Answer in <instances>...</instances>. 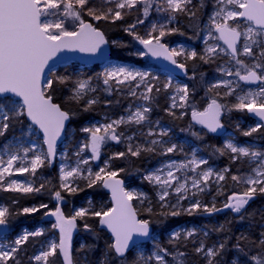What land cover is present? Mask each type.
Masks as SVG:
<instances>
[{
  "label": "snow or ice",
  "instance_id": "1",
  "mask_svg": "<svg viewBox=\"0 0 264 264\" xmlns=\"http://www.w3.org/2000/svg\"><path fill=\"white\" fill-rule=\"evenodd\" d=\"M112 0H104V4H110ZM155 4V11L166 13L167 17L163 23H152L151 29L147 36H140L133 30L136 28V23L129 25L125 31L144 46L146 51L139 52V55L151 54L153 57L163 56L164 59L171 62L176 68L182 70L185 74L188 72L186 63L178 62L175 57L185 56L186 59L195 60L198 53L195 50L185 52L183 48H169L167 44L162 43L163 38L171 33L178 32L175 27L169 28L177 14H184L190 18H195L197 12L208 7V0H200V3L194 4L193 0H115V7H104L103 4L97 6L92 3V0H0V137H3L15 123L20 122V118L26 116L30 119L32 125L38 126L40 132L43 133L44 143L47 145V151L41 154H36L30 161V166H21L15 168V173L23 174L30 173L35 176L38 168L45 165V161L51 162L56 157L57 141L65 131V124L75 113L63 110L61 105L53 102V93L56 88L54 81L60 84L66 83V78L55 77V69L49 66V61L53 56L61 50H79L80 52L96 53L100 51L101 46L108 44L105 38V33L92 23L85 22L82 18L84 13L92 17L96 21L112 22L123 20L128 13L125 9L137 11L142 10L144 18L150 15ZM138 6H140L138 8ZM212 11L209 14L208 39L223 41L226 48L220 47L219 44L208 45V39L204 41L206 48L205 54L199 56V59L205 63L209 62L214 55L217 54V49L231 57V60L238 66L235 72L228 70L225 72L227 76L239 78V81L246 84L259 83L264 85V0H213ZM56 17V19H51ZM71 20L74 24L78 23L76 30H69L66 27V22ZM137 23L143 24L144 19H138ZM213 29L217 36L213 37ZM243 38L242 49L238 47ZM253 45L259 49V54L253 51ZM240 56L253 57L259 62L246 64ZM48 69V74H45V69ZM243 69V74L241 73ZM261 69V71H258ZM151 78V79H150ZM192 78H195L193 71ZM152 73L149 71H141L128 66L116 65L111 69H106L103 73V85L109 86L105 91L111 93L110 82H115V86L130 84L136 82V87L144 85L145 94L143 99L149 101L152 99L151 93L154 85L152 84ZM232 81H220L209 87V91L214 88L223 86L227 89L223 95L225 97L232 96L240 84L232 86ZM166 88L172 87L171 80L165 85ZM88 80L78 81L74 87L71 100L77 103L84 101V111H89L93 105L98 103L95 97H85L89 92H95ZM131 91V95L135 96L136 92ZM160 89L157 88V92ZM175 96L171 97L172 103L167 109L169 114L175 116L171 111L176 107H191V118L197 124L202 125L211 133H216L219 129L224 128L221 122V116L225 112H231L233 109L237 111L246 110L259 118V123L250 130L244 131V136H252L253 133H261L264 129V86L259 88V91H247L244 95L237 96V102L229 107L227 104L220 103L216 98L211 99L210 103L203 111H199L195 107L193 99L195 88L190 89L188 84L177 86ZM18 97L19 101L11 99L8 95ZM216 95H220L217 93ZM177 97L180 101L177 104ZM190 101L192 103L190 104ZM108 103H111L108 101ZM151 112L150 107L137 108L134 112L130 111L127 118L121 117L110 123L85 127L82 130L90 133V142L84 147L88 148L92 153V159L99 160L102 147L108 141H115L117 144L121 142L123 133H117L116 129L123 124L140 125L148 120V113ZM183 115V113L181 114ZM167 130L160 132L161 136L167 135ZM149 135L154 133L149 132ZM198 135V134H197ZM128 141L132 137L127 138ZM151 145L159 143L157 140H152ZM226 147L232 154V160H238L240 157H249L252 161L259 160V163L252 169L251 175L238 176L232 175L233 181L242 182L246 185L244 191L239 194H233L229 199L230 202L224 204V208L231 209L237 214H241L240 218L244 219L247 213V206L253 201L257 193L264 195V152L250 150L249 147H239L232 142H227ZM33 149H25L27 155ZM141 151H155L154 147H143L127 144L126 152H116L111 159L124 158L130 154L133 157H139ZM166 153L176 151V145L173 144L167 147ZM79 156L80 153L78 152ZM19 159L17 154L9 156L6 167H0V190L11 193L31 194L39 193L44 184L39 187H34L32 183H26L17 179L5 180V177L14 175L13 166ZM3 158L0 157V164H3ZM82 164H88L87 159L80 161ZM191 164L199 167L201 164L207 163L206 160L196 161L193 159ZM168 171L162 177L160 174L163 169L149 173L146 179L158 186V198L161 203V208H167L168 211H162L160 215L178 217L182 213L193 215L202 210L204 213L212 214L219 212L222 209L217 208L213 203L201 204L199 200H194L186 208H181V200L188 199L185 195L188 191L187 181L178 182L179 177L175 175V171L182 168H187V164H169ZM60 189L67 193H76L78 187L73 184L77 178L87 180V186L92 187L97 182H100L104 188L111 189L112 199L115 206L108 210L91 211L81 208L75 211L74 215L66 216L60 207H56L54 211L46 213V215L55 217V223L52 224L53 229L59 230V242H51L47 250L41 251L31 259L40 261L42 264H49V258L60 254L62 264H80V260L74 258L72 247V234L77 228V219H83L88 215L99 217V224L106 226L114 237V242L107 245L103 254V258L99 264H129L128 253L131 246H139V241L134 240V237H148L152 221L149 219H138L137 211L132 205L134 199H146L144 194H138L134 191H129L124 186V180L117 179L121 172L125 169L121 168L118 171L110 170V165L105 162V167H101L99 171L93 173L90 169L87 170V176H84V170L79 165L70 170L65 168L60 169ZM230 171L225 169L223 172L213 173L211 169L204 171L199 179L192 180V188L199 192L205 191L208 187V181L213 175L218 181L226 179L224 172ZM201 184L204 187H201ZM175 185V187H174ZM172 190L178 195L175 204L167 203V198ZM82 190V189H81ZM196 195L195 192L192 193ZM54 197L57 201H62L64 197L61 191H55ZM91 203V202H89ZM40 208H47V205L41 204ZM39 211L36 207H24L23 214H31ZM146 211L151 214L152 208L149 206ZM14 214L10 212L8 207H0V227H8L10 225V217ZM85 229L90 230V226L85 223ZM195 230L188 231L187 237L194 235ZM43 230L39 229L34 232H26L22 237L16 239V246L27 242L30 236H41ZM207 236V233H205ZM180 233H173V239L179 240ZM241 239H245L241 237ZM255 251L245 248L237 243L234 247L236 255L228 260H224L222 254L226 250V244L220 243L218 246L213 245L206 247L201 242L194 249L195 253L205 259L206 264H264V233H261V238L258 242L252 241ZM186 247V245H185ZM85 246H81L80 251H84ZM18 247H11L9 250H0V264H21L18 258ZM161 252L163 254H161ZM165 256H171L174 264H187L188 253L177 249L176 252L169 253L167 249H161L154 255L156 264H168ZM220 257V260L216 258ZM85 261L87 257L85 256ZM152 257H140L131 262V264H149Z\"/></svg>",
  "mask_w": 264,
  "mask_h": 264
},
{
  "label": "trees",
  "instance_id": "2",
  "mask_svg": "<svg viewBox=\"0 0 264 264\" xmlns=\"http://www.w3.org/2000/svg\"><path fill=\"white\" fill-rule=\"evenodd\" d=\"M198 3H200V1H197L195 4ZM211 11V3L208 1V7L197 12L195 18H190L184 14L181 15L179 17L181 25L179 26V31L175 33V38L185 41L186 43L193 42L199 47L200 39L203 37L202 34L204 27L209 21L208 17ZM88 21L91 22L90 19L86 18L85 22ZM93 24L105 33L115 57L123 58L129 51H132L127 32L125 31V28L128 27L126 21L112 22L101 20L96 23L93 22ZM196 35H198L199 44L198 41H195ZM199 56L201 55H198L195 60H187L185 63L188 68L187 76L190 79L189 88H195L193 97L195 107L197 110L203 111L212 99L208 89L211 86V80L214 73L219 71L221 60L219 61V59L215 58L205 63L203 60L199 59ZM193 71H195L194 79L192 78ZM54 76L66 78V83L64 84L54 81V87L56 88L55 93H53L54 103L60 104L63 110L75 113V115L72 116V122L67 133V139L68 136L74 133V141L71 143V148L85 136H83L82 129L86 127V123L88 121H94L100 117V114H98L100 109L104 111L107 110L110 114L120 115L126 111L131 102L130 99H127L124 96H119L117 92L103 95L102 99L106 100L103 102L102 106H100V104H95L89 111H84V101L77 103L75 100H71L70 97L73 95L74 87L78 81L91 79V77L88 75L83 77L74 75L71 74L70 71L58 72L57 74H54ZM98 83L101 84V81ZM157 88L160 89L159 92H157ZM151 97L153 100L151 105L154 107V114L156 117L160 118L168 125H172L177 131H183L185 136L188 137L187 139L192 140L193 143L200 146L204 153L209 156L211 165H217L221 168L230 170L226 173V181L223 183L220 192L217 193L216 190H213L212 196H203L202 205L208 204L211 206L214 203L215 206L218 207L222 205L224 201L226 202L230 200L229 198L234 193H242L246 186L243 185L242 182L233 181L231 176L238 175L243 177L251 171L252 167L245 165L238 160L233 161L232 156H229L230 154L224 149L222 143L209 133L194 126L189 115L184 116L181 122L179 120L176 121L175 116L169 114L167 111V109H169V102L166 94L161 88L154 86ZM108 101L111 103H108ZM191 103L192 101H190V104ZM241 116L248 119L247 114ZM224 124L228 130L232 128L234 130L236 129L234 125L235 123L233 124L232 121L225 119ZM28 127L29 124L26 116L21 117L20 122L15 123L14 126L9 129L6 137H0V150L8 138L18 136L20 130H26ZM260 135L264 136V129L261 133L254 136L259 137ZM247 140L253 141L254 137L248 138ZM121 151L127 153V149ZM111 157L112 152L110 151L106 158L110 159V170L118 171L121 168L125 169L124 172H121L118 175L119 177L129 182L130 186L133 184L139 185L151 196L153 195L148 182L145 180V174L149 169L154 168L157 165L158 158L153 152L141 151L139 157H133L130 154L126 155L124 158L111 159ZM35 181V187H39L41 183L44 184V188H42L39 193L33 192L31 194H24L4 192L0 190V203L8 207L10 212L14 214L10 217L9 226L13 233L10 235L9 239H14L16 234L22 229V225L31 222V227L34 229L33 223L37 221L43 222L46 213L41 210L40 205H53L55 191H61L64 200L69 203V205L64 208V214L66 216L74 215L75 211L81 207L91 208L88 209L89 212L100 210L106 211L112 207L111 197L100 182H97L92 187H88L87 180H80L75 186L78 187L76 193L62 191L59 187L61 182L58 166L54 170H51L49 162L45 163L44 167L37 173ZM209 199H213L214 202H209ZM88 202L91 203L88 204ZM24 207H36L39 208V211L32 214H23L22 209ZM150 207L152 208L151 214L146 211L147 206H143L142 208L136 206L139 217L141 219H149L152 221L151 226L153 227L154 233L160 236L163 240V244L169 249V251L176 252L177 249H179L180 251L187 252V264H206V261L202 256L195 253V248L192 246L191 241H171L169 239L171 230L179 225L181 226L188 223L204 225L211 234V238L206 241L208 246L219 245L220 243L226 244V250L222 254L224 260H228L237 254L234 247L237 243L244 247L245 251H248L249 249L255 251L254 245L251 242H258L261 238V233H264V195L259 193H257L253 202L247 207V213L244 215V219L240 218L241 214L236 215L235 213H232L230 215L220 214L217 218H207V220L203 221L201 217L199 219L195 218L196 215L204 213L201 211H198L195 215L182 213L178 217H165L160 215V213L162 211H168V209H162L161 206L155 203L150 205ZM44 223L49 225L47 222ZM76 223L77 228L73 249L74 258L79 259L80 264H99V261L103 258L107 245L114 241L108 233L101 229L99 217L88 215L83 219L78 218ZM85 223L90 226V230L85 229ZM51 230L52 233L59 235L57 229ZM241 237H244L245 239H241ZM44 244H46V236L31 237L26 243H24L20 248V252L17 254L18 258L21 260V264H33V259L31 258L35 256L39 247ZM81 246H85L84 251H80ZM134 251L128 254L129 264L135 259H138V256H136ZM85 256L87 257V261L84 259ZM216 259L220 260L221 258L217 257ZM9 264H11V261ZM49 264H62L60 254L57 253L55 257L50 258Z\"/></svg>",
  "mask_w": 264,
  "mask_h": 264
},
{
  "label": "rangeland",
  "instance_id": "3",
  "mask_svg": "<svg viewBox=\"0 0 264 264\" xmlns=\"http://www.w3.org/2000/svg\"><path fill=\"white\" fill-rule=\"evenodd\" d=\"M197 1L199 2L200 0H193V3L195 4ZM208 1L211 4L213 2V0H208ZM92 3L96 4L97 6L103 4L104 7H113L114 8V6L111 5V3L110 4H104V0H92ZM139 7L140 6H138V8ZM123 11L127 12L128 14L125 15L123 20H118V21H124V22L126 21L127 26H129L133 23H136V28L133 31L136 34H138L140 36H145V37L147 36L149 30L151 29L152 23H163V22H165V19H166L165 16H157L156 15V13H158V12L155 11V4L153 7V10L150 12V15L147 18L143 17L142 10L137 11V9H132L129 11V10L125 9ZM181 15H183V14H177L176 19L171 24H169L168 27L169 28L175 27V28L179 29V26L181 25L179 17ZM82 18L84 20L86 18L90 19L92 24H93V22L94 23L98 22V21L94 20L92 17L87 16L86 13H84L82 15ZM51 19H56V17H52ZM138 19H144V23L143 24L137 23ZM109 21H111V20H109ZM91 22H89V23H91ZM209 26H210V24L208 21V23L204 27V31L202 34L203 37L200 39V44H199L198 35H196V37H195V41H198V44L200 45L199 47H197V45L194 44L193 42H191V43L187 42L186 43L185 41L178 40L177 38H175L176 32L171 33L169 35H166L163 38L162 43L167 44L170 49L176 48L177 50H179L180 48H183L186 53L190 52L192 50H195L198 53V55H204L205 54V48H206L204 41L206 39H208V28H209ZM66 27H68L69 30H76L78 28V23L74 24L71 20H68L66 22ZM217 35H218V33H215V31L213 29V37H215ZM127 36H128V40L131 44L132 51H129L123 58H117L112 54L113 61L106 64V65L94 66V67H83V66H80L78 64L66 65V66H63L59 69H56L54 74H57L58 72L70 71V73L74 74V75H79L82 77L86 76V75L90 76L91 79H84V80H88L90 82L91 87L95 88L96 91L95 92H89L88 95L85 97V100H86L89 97H95L98 99L97 94L99 92H102V91L109 94L108 91H105V88H107L109 86L103 85V73L105 72L106 69H111L113 66L121 65V66H128V67H131V68H134L137 70H141V71H149L152 73V77H154V79H152V84L156 87L161 88L164 91V93L167 96V100L169 101V103L171 105V103H172L171 97L177 95L176 91H175L176 87L182 86L184 84H188V86H189V82H190L189 77L187 76L186 78H177L174 75L163 72L156 64H154L152 62V59H151L149 54L148 55H139L138 54L139 52L146 51V49H144V46L139 44V42L134 38V36L130 35L128 32H127ZM216 44H219L220 47H223V48L227 47L226 45H224V43L222 41H217L214 38L208 39V45H216ZM242 44H243V38H242V43L240 45L241 49H242ZM253 51L257 54V57H258L259 49L255 45H253ZM175 58L177 59L178 62H184V63L187 60H191V59H186L185 56H180V57H175ZM215 58L219 59V61L221 60V66L219 68V71L214 73L212 80H211V82H212L211 85L219 83L220 81L227 80V81L233 82V84H232L233 87H235V85L237 83L240 84V87L236 89V91L233 93L232 96H227V97H225L223 95V93L227 90L223 86H221L220 88H214L210 91L212 99L216 98L218 100V102L227 104L229 107H231L232 104L237 102V96L244 95L249 90L259 91V88L264 86V85L247 86L242 81H239V78L236 77L235 75L227 76L225 74L226 71L231 70V71L235 72V70L238 66L235 64L234 61L231 60L230 56L225 55L224 53L220 52L219 49H217V54L212 57V59H215ZM240 59H243L246 64H252L253 62H259L258 59H256L254 61L253 57L240 56ZM129 60H132V61H129ZM258 71H261V69H258ZM241 73L243 74V69H241ZM169 80H171L172 87L166 88L165 85L168 83ZM100 81H101V84L98 83ZM110 84L112 86L110 94L118 92L119 96H124L125 98L131 100V102H130L131 104L128 106L126 115H124L122 117L127 118L130 114V111L134 112L137 108H142V107H150L151 108V112L148 113V120H146L144 123H142L140 125H136L135 123L123 124V125H120L119 127H117V129H116L117 133H123V136L121 137V139H123V142H125L126 146L128 143H131L134 147L136 145H141L143 147H154L155 148V151H151V152H153L158 158L157 165L154 168H152L151 170H149L147 172V175L149 173L156 172L157 170L163 169V171L160 173L163 177L164 175H166L167 171L169 170L167 165H169V164H175V165L187 164L188 165L187 168H182L179 171H175L174 168L172 169L175 172V175L180 178V180L178 182H184L185 180L187 181L188 191L184 194L188 196V199L181 200V204H180L181 208L188 207L189 204L191 202H193L194 200H199L202 204L203 203L202 197L203 196H208V197L212 196L213 190H216L217 193L220 192V189L223 187V183L226 181V179L223 181H218L216 179L215 175H213V177L209 179L208 187L205 189V191L199 192L197 189L192 188V186H191L192 180L193 179H199L204 171L211 169L213 171V173H219V172H223L226 168H221L217 165H211L209 156L206 155V153H204L203 149L200 146L193 143L192 140L187 139L188 137L185 136L183 131H177L172 125H168L167 123L163 122L160 118H158L156 116H155L156 118H155L154 122L151 120L150 117L154 113V111H153L154 107H152V105H151L153 100L151 99L149 101H145L143 99V95L145 94V89H144L143 84L140 85V87H136V82H131L130 84H125V85H120V86H115L114 81L110 82ZM123 88L127 91V93H123V90H124ZM130 89L132 91L136 92L135 96L131 95ZM153 89H154V87H153ZM217 93H219L220 95H216ZM14 100H17V99H14ZM17 101H19V100H17ZM99 102L100 101L98 99V103ZM176 102L179 105L180 101H179L178 97H177ZM191 110H192L191 107L181 108L179 106L174 108V109H171V111L174 112L175 115L179 116L180 122L182 121L181 118H184V116H187V115L190 116V119L192 121ZM182 113H183V115H181ZM243 114H247V116H248V112L246 110L237 111V110L233 109L231 112H225L224 115H222L223 124H224V120L227 119L228 121H232L233 124L235 123L234 125H235L236 129L234 130L232 128V129L228 130V133L221 138H215L214 137L215 139L219 140L222 143V145L224 146V149L227 151L228 154H230L229 156H233L235 154H232L230 152V150L227 149V147H226L227 142H232L239 147H249L250 150H253V151L264 152V143H263L264 136L263 135H260L259 137L254 136V135H258L259 133H253L252 136H244L243 135L244 131L250 130V128L255 127L256 124L259 123L258 121L251 119L249 116H248V119L242 117L241 115H243ZM105 118H106V116H105ZM120 118H118V119H120ZM106 119L111 120V122L115 120L114 118H111V117H107ZM101 125H104V123L102 124L100 121L94 120L93 122L88 123L86 125V127H94V126H101ZM125 125L127 127H129L128 130H125V131L119 130L122 126H125ZM198 129L202 130L201 128H198ZM162 130H167L168 134L165 136H161L160 132ZM262 130L263 129H261V131ZM149 132L154 133V135H149ZM82 133H83V136L84 135L85 136L82 138L81 141H79L72 148H71V143L74 141V133H72L70 136H68V139L66 137L63 145H61V147L59 148L58 171H59L60 176L62 175V173L60 171L61 168H65V170H70L71 168H75V167H77V165H79L80 168L82 170H84V176H87V170L88 169H90L93 173H95V172L99 171V169L101 167H105V162H107L111 166L110 159H106V152L111 151L112 156H113V154H114L113 149L114 150L116 149L115 146L117 145V143L115 141H108L104 146L105 150L101 152L100 159L94 160V159H92V153L90 150V146L88 148L84 147L85 144H89V142H90V133L84 132V131H82ZM6 135H7V133L4 136L6 137ZM130 136L132 137V140L128 141L127 138ZM253 137H254L253 141L247 140L248 138H253ZM152 140H157V141H159V143L156 145H151L150 142ZM173 144L176 145V151H174L172 153H166L165 154L164 150ZM25 149H33V150L29 151L27 153V155H25V153H24ZM46 151H47V148H46V144L44 143L43 135L37 129H35L33 126H31V129L28 127L26 130H20L18 136L8 138L6 143L4 144V146L0 150V157H2L3 161H4L3 164H0V167H6L7 166L6 162L9 158V156L12 154H17L19 156V159L16 161V163L13 166L14 175L10 178L6 176L5 180L7 181L8 179H17V180L22 181V182L32 183L33 186L35 187V183H36L35 177L37 176V173L44 166L41 168H38L35 176L31 175L30 173L17 174V173H15V168H18L21 166H30V161L34 157V155L41 154V153H44ZM78 152L80 153L79 156L77 155ZM83 159H87L89 161V163L88 164L80 163V161H82ZM193 159H195L196 161L206 160L207 163L201 164L199 167H196L195 165L190 163ZM238 161H240L241 163H243L245 165L251 166L252 169L259 163V160L252 161L249 157H240V159H238ZM47 162H48V160L45 161V163H47ZM252 169L247 175L253 174ZM227 172H229V171H227ZM227 172H224L225 177H226ZM247 175H245V176H247ZM80 180H85V179L77 178L75 180V183L73 184V186L75 187L76 184ZM145 180L148 182L149 187L151 189V192H153V195L151 196L149 193H147L146 191H144L142 189H138V188L135 190L132 189L131 191H134L138 194L142 193L146 197V199H143V202H141V199H134V201L136 202V205L139 208H141L143 206H147V208H148L153 203L161 206L162 202H160L159 198H158V192L160 191V189L158 188V186L150 183L146 179V177H145ZM60 182H61V180H60ZM243 185H245V184L243 183ZM174 187H175V185H174ZM201 187H204V185L201 184ZM169 191H170V195L167 198V203L175 204L177 199H178V195L175 192H173L171 189ZM193 192L196 193L195 196L192 195ZM208 201L211 203L214 202L213 199H209ZM228 202H230V201L228 200L226 202H223L222 204H226ZM88 204H90V203L88 202ZM0 207H5V205L0 203ZM81 208L91 209V208H85V207H81ZM81 208H78L77 211L80 210ZM200 211L203 212L202 210H200ZM196 213H198V212H196ZM196 213H194L193 215H195ZM201 215H196L195 218L199 219L201 217L203 221L207 220V215H208L207 213H203ZM37 222H35V224L33 226L34 230H32L31 227H29V226L22 227V229L19 231L18 234H16V236L14 237L13 240L9 239V238L0 239V250H9L11 247L15 246V247L19 248V252H20V248L24 243L22 245L16 246L14 244V241L16 239L22 237L26 232L30 233V232L37 231L39 229H42L43 233H44L41 236H46V244L39 247V249L35 255L40 254L41 251L47 250V248L51 242H53V241H55L57 243L59 242V235L52 233L51 229H53V228H52L51 224L48 225V224L43 223L42 221H37ZM192 230H195L194 235L191 237H187V235H186L187 232L192 231ZM175 232L180 233L179 240H185L188 242L191 241L192 246L194 248L198 247L201 242H203L206 245V247L213 246V245H211V246L207 245L206 241L211 238V234L205 228V226L202 224H198V223L197 224L196 223L189 224L188 223V224H184L181 226L179 225V226L175 227L174 229L171 230V232L169 234V239L171 241H177V240L173 239V233H175ZM205 233H207V236H205ZM31 237H35V236H30L29 239ZM161 249H167L169 253L175 252V251H171V250L169 251V249L166 248V246L163 244V240L160 238V236L155 234L150 243L137 246V248L135 249L134 252H135L136 256H138V258H140L141 256L144 258L151 256L152 260L149 261V264H156V261L154 259V255H155V253H157ZM161 254H163V253L161 252ZM50 258H52V257H50ZM165 259L168 261V264H174V261L172 260L171 256H165ZM33 264H42V262L35 261L33 259Z\"/></svg>",
  "mask_w": 264,
  "mask_h": 264
},
{
  "label": "water",
  "instance_id": "4",
  "mask_svg": "<svg viewBox=\"0 0 264 264\" xmlns=\"http://www.w3.org/2000/svg\"><path fill=\"white\" fill-rule=\"evenodd\" d=\"M106 38V36H105ZM107 39V38H106ZM223 42V41H222ZM241 43H242V40H241ZM240 43V45H241ZM240 45H238V47H240ZM151 55V54H150ZM151 58L153 60V62L163 71V72H166V73H169V74H172L174 75L175 77H182V78H185L187 76V74H185L182 70L176 68L174 65L171 64L170 61L164 59L163 56H160V57H153L151 55ZM176 59V58H175ZM113 61V57H112V50H111V46L108 42V44H105V45H102L101 46V49L100 51L96 52V53H90V52H80L78 49L77 50H68V49H64V50H61L60 52H57L52 60L49 61V66L54 68L55 70L56 69H59L63 66H66V65H71V64H78V65H81L83 67H94V66H102V65H106L110 62ZM48 69L46 68L45 69V74L47 75L48 74ZM245 85L247 86H258V85H261L259 83H255V84H246L245 82H243ZM11 98H16L19 100L18 97H14L12 96L11 94H8ZM54 102V101H53ZM248 116L251 118V119H254L258 122L259 121V118L254 116L253 114H250L248 113ZM27 122L29 124H31V121L29 118H27ZM193 121V120H192ZM221 122H222V116H221ZM70 123H71V119L66 122L65 124V131L64 133H62L60 139L57 141V148H56V157L54 159L51 160V166L54 167L56 166L57 164V161H58V157H59V148L61 147L62 143H63V140L66 136V133L70 127ZM193 124L197 127H200L202 128L204 131L212 134L214 137L216 138H221L223 136H225L227 133H228V130H227V127L224 125V128L223 129H219L216 133H211L209 132L206 128H204L202 125H199L197 124L195 121H193ZM35 129H38V126H35V125H32ZM40 132V131H39ZM42 135L43 133L40 132ZM46 148H47V145H46ZM110 192H111V189H110ZM112 195V194H111ZM113 201V199H112ZM253 201H251L249 203V205L252 203ZM113 204L115 206V202L113 201ZM133 207H134V204L132 203ZM248 205V206H249ZM247 206V207H248ZM135 208V207H134ZM137 218L138 219H141L138 214H137ZM45 222L47 223H50V224H53L55 223V217H52V216H48L46 219H45ZM102 229L104 231H106V233H108V235L112 238V240L114 241V237L112 236L110 230H108L106 228V226H101ZM57 231L59 232V230L57 229ZM76 231V229L73 231V233ZM9 226L8 227H0V238H3L5 236H7L9 234ZM153 227L151 226L150 228V234L148 237H134V240H138L139 241V245H144V244H148L152 241L153 239ZM72 247H73V239H72ZM135 248H137V246H131L130 245V251L129 253L133 252L135 250ZM128 253V254H129Z\"/></svg>",
  "mask_w": 264,
  "mask_h": 264
},
{
  "label": "flooded vegetation",
  "instance_id": "5",
  "mask_svg": "<svg viewBox=\"0 0 264 264\" xmlns=\"http://www.w3.org/2000/svg\"><path fill=\"white\" fill-rule=\"evenodd\" d=\"M150 55V54H149ZM150 57H151V55H150ZM152 59V58H151ZM152 62H153V60H152ZM154 63V62H153ZM155 64V63H154ZM124 89V88H123ZM123 93H127V91L124 89L123 90ZM98 99H99V103L98 104H100V106H102V104H103V102L106 100V99H102V96L103 95H108L107 93H105L104 91H102V92H99L98 94ZM101 95V96H100ZM100 96V97H99ZM169 102V101H168ZM97 104V105H98ZM170 107V103H169V105H168V108ZM102 108V107H101ZM127 109H128V107H127ZM127 109H126V111L124 112V113H122V114H120V115H117V114H110L109 112H107V110H102V109H100L99 111H98V114H100V117H98L96 120L97 121H100L102 124L104 123V124H107V123H110L111 122V120H109V119H106L107 117H111V118H114L115 120H117L118 118H120V117H122V116H124V115H126V113H127ZM176 112V111H175ZM177 113V112H176ZM105 116H106V118H105ZM175 118H176V121H178L179 120V116H177V115H175ZM182 119V118H181ZM71 122H72V118H71ZM91 122H93V121H91ZM90 121H88L87 123H86V125L88 124V123H91ZM129 129V127H127L126 125L125 126H122L119 130H121V131H125V130H128ZM128 132V131H127ZM105 146V145H104ZM102 147V150H101V152L102 151H104L105 150V147ZM115 150L113 149V153H116V152H121V150H124V149H127V146H126V144H125V142H123V139H121V142L119 143V144H117L116 146H115ZM108 152H110V151H107L106 152V158H107V156H108ZM146 175H147V173L145 174V177H146ZM117 179H122V180H124L123 178H121V177H117ZM124 186H125V188L127 189V190H129V191H131L132 189H142V190H144V191H146L144 188H142V187H140L139 185H135V184H133L132 186H130L129 185V182H127V181H125L124 180ZM130 186V187H129ZM106 190H107V192H108V194L110 195V191H109V189L108 188H105ZM134 201V200H133ZM230 201V200H229ZM135 202V201H134ZM136 203V202H135ZM69 205V203H68V201H65L64 199L62 200V201H57L56 199L54 200V204L53 205H47V208H41V210L42 211H44L45 213H48V212H50V211H54L55 210V208L56 207H60V208H62V211L64 212V208H66L67 206ZM137 206V205H136ZM138 207V206H137ZM139 208V207H138ZM142 208V207H141ZM217 208H220V209H222L221 211H219V212H215V213H212V214H208L207 215V218H217L218 217V215H220V214H224V215H230V214H232V213H235V212H233L231 209H226V208H224V206L223 205H220V206H218ZM39 209V208H38ZM236 215H240V214H237V213H235ZM48 215H46L45 214V218L47 217ZM202 216V215H201ZM45 218L43 219V223L45 222ZM33 224H35V223H33ZM50 224V223H49ZM31 225H32V223L31 222H28L27 224H24V225H22V227H25V226H29V227H31ZM10 227V226H9ZM31 229L32 230H34L32 227H31ZM13 232H12V229L10 228V233H9V235H8V237H6V238H10V235L12 234ZM36 237V236H35ZM33 238V237H32ZM26 243V242H25Z\"/></svg>",
  "mask_w": 264,
  "mask_h": 264
},
{
  "label": "bare ground",
  "instance_id": "6",
  "mask_svg": "<svg viewBox=\"0 0 264 264\" xmlns=\"http://www.w3.org/2000/svg\"><path fill=\"white\" fill-rule=\"evenodd\" d=\"M111 5H113L114 7H115V0H112V3H111ZM156 15L157 16H165V17H167V14L166 13H156ZM89 23V22H88ZM157 24H159V23H157ZM109 42V41H108ZM110 44V43H109ZM111 46V45H110ZM112 50V49H111ZM72 65V64H71ZM81 66V65H80ZM120 91V90H119ZM101 96V95H100ZM99 96V97H100ZM12 99H16V98H12ZM18 100V99H17ZM131 104V103H130ZM129 104V105H130ZM154 111V110H153ZM151 118V120L154 122L155 121V114L153 113L152 114V116L150 117ZM96 120V119H95ZM91 122V121H90ZM70 128V127H69ZM69 130V129H68ZM67 133H68V131H67ZM67 133H66V136H65V138H64V140H63V143H64V141H65V139H66V137H67ZM63 143H62V145H63ZM58 159H59V157H58ZM49 162V161H48ZM49 164H50V169L51 170H54L57 166H58V161H57V164H56V166H54V167H52L51 166V163L49 162ZM152 169V168H151ZM151 169H149V170H151ZM130 190V189H129ZM109 191H110V189H109ZM110 197H111V202H112V207H114V204H113V201H112V195H111V192H110ZM225 202V201H224ZM132 203L134 204V207H135V209H136V211H137V208H136V203L134 202V201H132ZM222 205H224V204H222ZM62 209V208H61ZM137 214H138V211H137ZM49 216V215H48ZM47 216V217H48ZM139 216V215H138ZM46 217V218H47ZM45 218V219H46ZM101 229H102V227H101ZM103 230V229H102ZM9 232H10V227H9ZM76 232V231H75ZM75 232L72 234V239H73V249H74V238H75ZM106 232V231H105ZM9 235V234H8ZM8 235L7 236H5V237H3V238H6V237H8ZM3 238H0V239H3ZM136 249V248H135Z\"/></svg>",
  "mask_w": 264,
  "mask_h": 264
}]
</instances>
